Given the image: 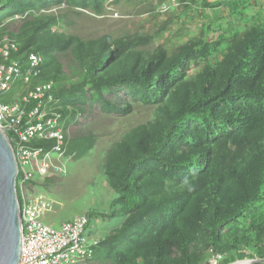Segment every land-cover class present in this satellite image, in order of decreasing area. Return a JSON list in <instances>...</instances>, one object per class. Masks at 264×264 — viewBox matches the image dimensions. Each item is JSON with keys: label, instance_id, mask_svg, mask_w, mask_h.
<instances>
[{"label": "trees", "instance_id": "1", "mask_svg": "<svg viewBox=\"0 0 264 264\" xmlns=\"http://www.w3.org/2000/svg\"><path fill=\"white\" fill-rule=\"evenodd\" d=\"M119 1L0 0V36L18 43L15 57L42 58L32 85L52 82L45 75L52 53L72 51L82 67L79 82L52 83L68 131L65 156L78 158L94 147L93 134L69 133L95 113L125 117L133 103L157 107L152 122L129 131L107 155L105 175L115 197L101 217L123 221L100 238L87 264H210L216 255L217 264L264 259V7L258 0H199L201 7L221 11L212 26L203 25L198 37L171 54L161 45L146 51L158 33L87 42L54 34L52 16L40 18L22 42L4 32L6 18L65 5L101 15ZM170 1L158 0L157 8L167 4L169 10ZM174 1L182 13L196 2ZM223 11L231 22H218ZM26 69L24 63L22 73ZM21 86L18 79L3 103ZM53 144L31 146L47 151Z\"/></svg>", "mask_w": 264, "mask_h": 264}, {"label": "rangeland", "instance_id": "2", "mask_svg": "<svg viewBox=\"0 0 264 264\" xmlns=\"http://www.w3.org/2000/svg\"><path fill=\"white\" fill-rule=\"evenodd\" d=\"M157 1L126 2L121 0L118 3L109 4L101 15H95L89 10L80 11L65 5L45 13L29 14L25 19L24 17L6 18L3 24L4 32L22 42L28 38L40 18L52 16L57 20V24L51 29L54 34L77 37L87 42L97 40L102 36L116 39L134 34L154 35L158 33L146 51L161 45L171 54L182 43L198 37L203 25L210 24L212 26L217 13L221 11V8L217 10L203 8L200 1L196 0L195 4H191L185 13H182V9L178 5L161 13L157 8ZM207 1L211 4L227 0ZM256 3L263 9V0H258ZM254 7L256 6L253 5V8L250 9L253 10ZM220 15L224 19L219 20V23L224 24V22L232 21L226 11ZM239 26H243L241 22L236 25V27ZM49 58L50 66L46 69L45 75L48 79L52 78V83L57 87H67L82 79V67L72 51L52 53ZM113 68L117 70V67ZM24 88L23 85L18 88L16 98H21ZM156 112V106L133 103L132 112L125 117L95 113L93 119L88 123L70 130L69 137L93 134L95 145L86 154L64 162L65 174L49 176L48 182L36 178L35 182L40 187L41 194L52 202V208L47 212V215L54 222L53 227L74 216L87 215L94 236L102 238L121 225L123 218L106 219L101 217V214L109 212L110 203L115 197V192L105 175L106 158L129 131L139 125L152 122ZM78 121L83 123L81 118ZM17 191L19 200L22 202L21 190L17 188Z\"/></svg>", "mask_w": 264, "mask_h": 264}, {"label": "built area", "instance_id": "3", "mask_svg": "<svg viewBox=\"0 0 264 264\" xmlns=\"http://www.w3.org/2000/svg\"><path fill=\"white\" fill-rule=\"evenodd\" d=\"M172 5H176L174 0L170 1L169 6ZM159 10L166 12L168 5L162 4ZM18 50L15 40L0 36V128L8 138L17 165V207L21 223L18 264H87L100 240L87 231V215L74 216L57 228L42 221L52 202L35 191V181L65 174L64 162L71 159L65 156L68 131L54 105L52 82L31 84L40 75L42 58L29 53L22 61L15 57ZM24 63L27 69L22 73ZM18 79L25 86L21 98L3 103ZM35 141L54 144L44 151L31 146ZM17 188L21 190L22 202ZM220 258V255L212 256L209 263L217 264Z\"/></svg>", "mask_w": 264, "mask_h": 264}, {"label": "water", "instance_id": "4", "mask_svg": "<svg viewBox=\"0 0 264 264\" xmlns=\"http://www.w3.org/2000/svg\"><path fill=\"white\" fill-rule=\"evenodd\" d=\"M17 165L11 145L0 128V264H18L21 223L16 192ZM264 259L233 264H259Z\"/></svg>", "mask_w": 264, "mask_h": 264}, {"label": "crops", "instance_id": "5", "mask_svg": "<svg viewBox=\"0 0 264 264\" xmlns=\"http://www.w3.org/2000/svg\"><path fill=\"white\" fill-rule=\"evenodd\" d=\"M48 180H49V179H48ZM45 182H46V180H45ZM47 182H48V181H47ZM39 188H40V187L36 184V186H35L34 189H35V191H36L37 193L41 194ZM48 217H49V216L47 215V213H45V214L42 216V221H43L45 224H47V225L53 227L54 222H53L50 218H48ZM68 220H70V219L63 220V221H61L60 223H57V224L55 223V224H56V225H55V226H56L55 228L59 227L62 223L66 222V221H68ZM89 221H90V219H89ZM89 223H90V222H89ZM87 231L89 232V234L94 235V232H93V230H91L90 226H88Z\"/></svg>", "mask_w": 264, "mask_h": 264}]
</instances>
